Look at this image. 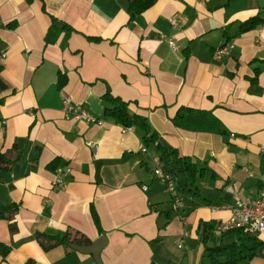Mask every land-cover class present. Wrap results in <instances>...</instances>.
I'll list each match as a JSON object with an SVG mask.
<instances>
[{
  "label": "crops",
  "instance_id": "crops-1",
  "mask_svg": "<svg viewBox=\"0 0 264 264\" xmlns=\"http://www.w3.org/2000/svg\"><path fill=\"white\" fill-rule=\"evenodd\" d=\"M225 2L158 0L131 18L125 0H0V151H22L11 170L0 171V202L20 203L15 234L0 220V242L10 246L0 264H96L62 246L44 250L34 235L67 227L91 241L105 238L102 264L206 261L202 223L227 220L238 199L264 189V25L233 38L228 54H215L224 29L233 32L264 0ZM52 17L73 31L45 44ZM107 91L214 172L199 182L211 203L189 197L171 219L160 213L171 196L150 171L154 152L140 149L135 129L123 133L103 118ZM64 96L100 121L67 117ZM180 106L211 113L225 132L175 127ZM55 158L70 167L63 188L53 186ZM258 237L263 244L247 264H264ZM219 242L213 231L208 246Z\"/></svg>",
  "mask_w": 264,
  "mask_h": 264
},
{
  "label": "trees",
  "instance_id": "trees-1",
  "mask_svg": "<svg viewBox=\"0 0 264 264\" xmlns=\"http://www.w3.org/2000/svg\"><path fill=\"white\" fill-rule=\"evenodd\" d=\"M127 11L131 18L144 12L152 7L158 0H125ZM232 0H226L224 5H228ZM264 6L255 14L242 20L238 23L237 28L230 32L229 29H224L225 37L223 46L229 43L233 38L241 34L264 25ZM52 17L51 24L44 36L45 44H50L56 41L58 35L63 32H71L73 28L67 23ZM64 75L60 74L58 84L64 82ZM255 81L256 78H252ZM103 105V118L112 120L123 127H132L139 135L141 143L145 147V152L153 151L154 156H157L163 171L168 173L175 181L176 189L179 195L184 199L199 198L200 203H211V200L206 198L201 192L199 182L202 179L214 178L215 174L209 170L204 164L198 163L190 156L182 155L179 150L168 143L149 123L148 119L138 113L130 110V101H126L119 96H115L107 91L101 97ZM2 102V98H0ZM175 127L196 131L210 132L222 134L225 129L217 118L211 113L194 109L187 106H180L174 116L171 118ZM22 156V151L12 146L0 151V171H9L19 161ZM142 165L149 170L147 163L141 161ZM60 166L57 158L49 163L54 171ZM152 172V170H150ZM20 208V203L16 201L3 203L0 202V220H6L10 233L13 235L17 232L16 213ZM172 203L171 208L160 210V213L169 220L172 218ZM177 212V211H176ZM90 213L95 227L102 232L98 213L93 205L90 206ZM216 227L214 222H203L201 240L204 244L203 258L200 264H247L262 246L263 241L254 233L245 232L241 228H231L224 231L220 235V242L217 246L209 247L208 240ZM35 238L39 245L44 250H50L57 246H62L66 252L73 251L72 244L89 245L92 241L83 233L71 227H67L63 233L46 234L44 232H35ZM10 246L0 242V254L3 258L9 252ZM26 264H31L27 262ZM151 264H159L152 260Z\"/></svg>",
  "mask_w": 264,
  "mask_h": 264
},
{
  "label": "built area",
  "instance_id": "built-area-1",
  "mask_svg": "<svg viewBox=\"0 0 264 264\" xmlns=\"http://www.w3.org/2000/svg\"><path fill=\"white\" fill-rule=\"evenodd\" d=\"M169 44L174 47V43L170 40ZM232 49V43L229 42L216 49L217 56L228 54ZM63 111L67 117L79 120H86L91 122H98L87 110L83 109L81 105L72 102L69 96H64L62 100ZM127 130H134L132 127L121 126V131L124 133ZM140 149L145 151L144 145L140 144ZM152 173L159 179L168 189L171 196V203L173 209H179L184 204V199L179 195L175 181L172 177L163 171L157 156L152 157ZM250 176L252 173L246 168H242ZM70 172L68 165L58 166L55 170L54 187L63 188L65 186V176ZM146 189V186L143 187ZM241 228L245 232L254 233L258 236L264 235V189L259 187L255 191H251L250 195L240 198L232 207L230 217L216 225L214 232L221 235L224 231L231 228ZM182 240L179 241V246L182 245Z\"/></svg>",
  "mask_w": 264,
  "mask_h": 264
},
{
  "label": "water",
  "instance_id": "water-1",
  "mask_svg": "<svg viewBox=\"0 0 264 264\" xmlns=\"http://www.w3.org/2000/svg\"><path fill=\"white\" fill-rule=\"evenodd\" d=\"M106 244V240L103 236H100L96 240L92 241L89 245H75L72 244L71 248L82 253V254H89L93 257L96 264H102L101 261V251Z\"/></svg>",
  "mask_w": 264,
  "mask_h": 264
},
{
  "label": "rangeland",
  "instance_id": "rangeland-1",
  "mask_svg": "<svg viewBox=\"0 0 264 264\" xmlns=\"http://www.w3.org/2000/svg\"><path fill=\"white\" fill-rule=\"evenodd\" d=\"M164 188L167 189L165 185H164Z\"/></svg>",
  "mask_w": 264,
  "mask_h": 264
}]
</instances>
